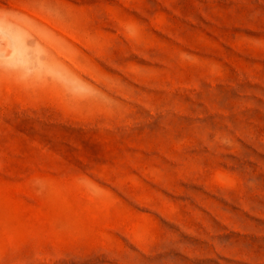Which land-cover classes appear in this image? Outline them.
<instances>
[{"label":"rangeland","instance_id":"1","mask_svg":"<svg viewBox=\"0 0 264 264\" xmlns=\"http://www.w3.org/2000/svg\"><path fill=\"white\" fill-rule=\"evenodd\" d=\"M0 30V264H264V0H0Z\"/></svg>","mask_w":264,"mask_h":264},{"label":"bare ground","instance_id":"2","mask_svg":"<svg viewBox=\"0 0 264 264\" xmlns=\"http://www.w3.org/2000/svg\"><path fill=\"white\" fill-rule=\"evenodd\" d=\"M0 31H1V30H0ZM0 33H1V32H0ZM1 34H2V33H1ZM1 34H0V39H1V40H4V37H2L3 34H2V35H1ZM5 41H6V40H5Z\"/></svg>","mask_w":264,"mask_h":264}]
</instances>
